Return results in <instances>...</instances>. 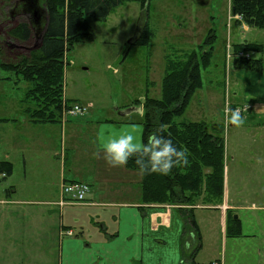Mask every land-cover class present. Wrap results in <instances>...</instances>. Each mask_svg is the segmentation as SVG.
<instances>
[{"label":"rangeland","instance_id":"obj_1","mask_svg":"<svg viewBox=\"0 0 264 264\" xmlns=\"http://www.w3.org/2000/svg\"><path fill=\"white\" fill-rule=\"evenodd\" d=\"M16 1L6 3L0 0V26L10 21L8 28H13L25 21V15L12 13ZM30 16L33 19L34 15ZM30 16L28 14V26L34 24ZM230 17L229 0H155L147 11L137 3L125 2L103 21L90 22L92 38L74 44L64 55L63 98L78 100L86 109L84 115L80 116L83 118L73 121L83 126L75 139L79 135L80 142L85 143L90 137L88 123L96 125V122L109 119L120 121L124 119L120 112L127 110L128 121L134 124L140 121L142 112L138 114V111H143L146 96L160 98L166 57L179 60L187 52L199 51L198 47L209 39L212 30L210 37L214 34L215 39L210 66L201 70L202 87L194 93L181 120L202 121L209 127L222 126L224 168H229L230 198L236 203L243 201L244 206L264 202V105L258 111L244 108L242 116L246 121L240 128L229 127L225 119L226 103H236L244 97L245 86L251 82L249 78L234 74L233 46L242 43L264 45V30L236 27ZM145 23L153 31V37L148 46L134 45ZM39 39L33 35L31 41L25 44V51L19 50L16 54L26 55ZM2 42L0 36V45ZM16 42L18 47L23 45L18 40ZM3 53H7L5 46ZM14 55L11 51L9 61H16ZM249 56L250 60H262L264 77V51L249 53ZM1 59L7 61V56L3 55ZM0 79H3L0 80V117L22 122L26 117L21 100L27 84L16 82L12 73L1 69ZM248 97L251 103H264L263 92L249 93ZM65 120L62 113L61 121ZM46 136L49 140L42 150L43 154L54 157L55 151L59 154L62 140L53 132ZM46 136L38 135L34 140L29 136L30 145H41ZM62 139L70 142V137L64 133ZM16 172L14 176L18 179L19 173ZM45 177V174L30 172L27 179ZM236 214L243 224L242 236L247 238L227 237L226 259L236 264H257L255 251L264 247V210H243ZM236 214L232 216L236 217ZM256 215H260L261 219L253 220ZM195 219L203 236V247L196 254L195 263H216L211 261L215 258L221 260L224 238L220 233V223L209 210L198 211ZM260 264H264V253Z\"/></svg>","mask_w":264,"mask_h":264},{"label":"crops","instance_id":"obj_2","mask_svg":"<svg viewBox=\"0 0 264 264\" xmlns=\"http://www.w3.org/2000/svg\"><path fill=\"white\" fill-rule=\"evenodd\" d=\"M9 24L10 21L0 26L1 38L10 49H24V44L16 46V40L8 35ZM233 70L236 76L240 74L251 82L245 86L244 97L236 103L226 104L243 111L244 108L260 110L264 103H251L248 95L264 93L263 74L245 73L234 66ZM74 101L80 104V101ZM138 112L141 114L142 111ZM128 114L120 121L109 119L96 122V125L88 123L90 137L85 143L80 142L79 135L75 139L83 126L73 121L83 118L80 116L58 124H33L25 115L22 122L0 117V161L13 165L12 175L0 183V264H191L188 255L199 244L198 252L203 247L200 228L198 242L191 232L184 231V222L176 207L142 204L140 175L125 167L109 166L105 162V153L99 150L102 142L122 130L142 133L139 120L131 123ZM50 132L62 140L59 154L55 151L54 157L44 155L42 151L49 140L46 134ZM63 133L70 137V142L63 141ZM43 134L46 137L41 145H30L29 136L34 140ZM16 171L18 179L14 176ZM30 172L46 177L29 180ZM228 175L229 168L225 167L221 206L194 207L195 213L200 210L214 213L220 223V233L224 235L221 260L211 261L218 264H236L226 259V211L236 214L243 210H264V202L244 206L243 201L236 203L231 199ZM67 182L89 186L83 202L64 201L61 188ZM236 218L242 222L238 215ZM259 219L260 215L253 218ZM255 253V261L260 264L264 247Z\"/></svg>","mask_w":264,"mask_h":264},{"label":"trees","instance_id":"obj_3","mask_svg":"<svg viewBox=\"0 0 264 264\" xmlns=\"http://www.w3.org/2000/svg\"><path fill=\"white\" fill-rule=\"evenodd\" d=\"M2 1L9 3L12 0ZM153 1L155 0H40V29L26 23H19L10 28L7 32L10 38L24 45L33 35L40 38L38 46L30 48L26 55L15 54L14 62L9 61V45L4 41L0 45V69L12 73L16 82L23 81L27 84L21 103L28 120L33 124H58L61 122L63 111L77 102L63 98L64 55L74 44L92 38L90 22L103 21L125 2L137 3L141 9L147 11ZM229 9L233 25L264 30V0H229ZM33 13L34 10L29 16L33 17ZM30 21L34 22V17L32 19L30 16ZM211 33L212 30L208 35L209 39L198 47L199 51L187 52L179 60L166 57L160 98L146 96L142 104V118L139 121L145 141L150 133L157 132L161 125H164L166 131L158 134L171 138L177 148H187L189 166L173 168L169 175H142L134 159H130L125 166L127 170L140 175L141 203L176 206L184 222V231L191 230L198 242L200 232L194 207H217L223 202V128L220 125L209 127L202 121H184L181 117L194 93L202 87L201 70L210 66L212 43L215 39L214 34L210 37ZM152 37L153 31L145 23L133 44L148 46ZM3 46L6 47V55L3 53ZM206 48L207 50L203 51ZM263 51L262 44H235L232 54L235 67L262 73V60H250L249 53ZM240 53L243 56H239ZM3 55L7 56V61L1 59ZM12 171V163L0 161V183L10 176ZM232 215L226 211L225 236L238 238L242 236L241 223ZM199 248L200 244L188 255L189 263L196 264L195 257Z\"/></svg>","mask_w":264,"mask_h":264},{"label":"clouds","instance_id":"obj_4","mask_svg":"<svg viewBox=\"0 0 264 264\" xmlns=\"http://www.w3.org/2000/svg\"><path fill=\"white\" fill-rule=\"evenodd\" d=\"M225 119L227 124L240 128L246 118L241 115L240 109H232L226 104ZM164 125L157 132L149 134L147 140L143 134L135 130H122L99 146L105 153V162L111 167H125L130 159H134L142 175L160 174L169 175L173 168L189 166L187 148H177L171 138L164 133Z\"/></svg>","mask_w":264,"mask_h":264},{"label":"built area","instance_id":"obj_5","mask_svg":"<svg viewBox=\"0 0 264 264\" xmlns=\"http://www.w3.org/2000/svg\"><path fill=\"white\" fill-rule=\"evenodd\" d=\"M239 56H243V54L240 53ZM239 109L242 115L243 109L242 108ZM85 111L86 109L81 104L75 102L68 109H65L63 111V118L67 119V118L83 116ZM61 190H62V194L66 198L64 201L77 203V202H83L86 199V195L89 192V186L81 182H67L62 184ZM212 264H217V263H212Z\"/></svg>","mask_w":264,"mask_h":264},{"label":"flooded vegetation","instance_id":"obj_6","mask_svg":"<svg viewBox=\"0 0 264 264\" xmlns=\"http://www.w3.org/2000/svg\"><path fill=\"white\" fill-rule=\"evenodd\" d=\"M12 10H13V12H12L13 14L19 12L21 15H23V16L25 15V17H23V18H25V21L21 22V23H26L27 24L28 14H31L32 10H34V6L33 5L31 6L29 4L25 5V3H23L22 0H17L12 6ZM33 15H34V13H33ZM30 26L31 27H35L36 29H40L41 28V22L39 20L37 22L34 20V24L32 23ZM8 49L10 50L9 51V54H10L9 56H11V51H12V53L16 54L17 50H20V49L16 50V49H10V48H8ZM24 49H21V50H24Z\"/></svg>","mask_w":264,"mask_h":264},{"label":"water","instance_id":"obj_7","mask_svg":"<svg viewBox=\"0 0 264 264\" xmlns=\"http://www.w3.org/2000/svg\"><path fill=\"white\" fill-rule=\"evenodd\" d=\"M23 1V3H25V5H33L34 6V11H35V13H34V17H35V21L37 22L39 19H40V16H39V14L42 12V10L40 9V7H39V1L40 0H22ZM40 40V39H39ZM38 44H39V42L38 43H36L35 44V46L34 47H37L38 46ZM134 110H137V109H134ZM138 111V110H137ZM129 111L127 110V111H125V112H120V115H126L127 113H128Z\"/></svg>","mask_w":264,"mask_h":264}]
</instances>
